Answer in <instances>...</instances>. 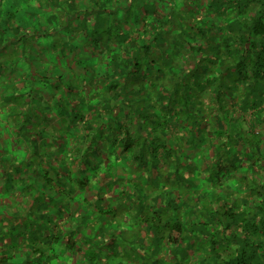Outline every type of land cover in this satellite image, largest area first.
Returning a JSON list of instances; mask_svg holds the SVG:
<instances>
[{"label":"trees","instance_id":"obj_1","mask_svg":"<svg viewBox=\"0 0 264 264\" xmlns=\"http://www.w3.org/2000/svg\"><path fill=\"white\" fill-rule=\"evenodd\" d=\"M20 1L0 264H264V0Z\"/></svg>","mask_w":264,"mask_h":264},{"label":"rangeland","instance_id":"obj_2","mask_svg":"<svg viewBox=\"0 0 264 264\" xmlns=\"http://www.w3.org/2000/svg\"><path fill=\"white\" fill-rule=\"evenodd\" d=\"M18 4H19V5L22 4L20 0H18ZM28 5H29V6H32L33 4H32L31 2H29ZM33 6H35V5H33ZM1 7H2V8L4 7V0H1L0 8H1ZM2 10H3V9H2ZM0 23H1V21H0ZM81 48H83V45L81 46ZM20 67L22 68V66H20ZM102 68H103V65H99V64H97L96 67H95V71L97 72V69H99L101 72H103L104 70H103ZM92 76H93V75H92ZM94 76H95V75H94ZM94 79H96V81H97V78H93V79H91L90 81H91L92 83H94V82H95ZM98 80H99V78H98ZM97 92H101V91H98V90H97ZM148 109H149L148 106H145V110L148 111ZM122 111H124L123 114H126V113H127V111H126L125 109H122ZM125 111H126V112H125ZM123 119H124V118H122V116H120V120L123 121ZM124 120H125V119H124ZM142 123H143V125L146 124V126H147V124H148V123H146V122L143 120V118H142ZM143 125H142V129H143L144 131H146L148 128L145 127V126H143Z\"/></svg>","mask_w":264,"mask_h":264}]
</instances>
